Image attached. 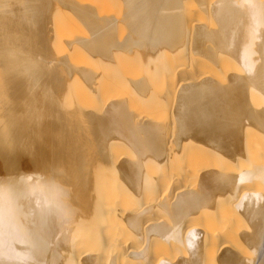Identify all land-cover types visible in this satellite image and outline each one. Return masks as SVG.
<instances>
[{"label": "bare ground", "instance_id": "1", "mask_svg": "<svg viewBox=\"0 0 264 264\" xmlns=\"http://www.w3.org/2000/svg\"><path fill=\"white\" fill-rule=\"evenodd\" d=\"M109 1L0 0V264H264V0ZM60 13L101 69L49 59Z\"/></svg>", "mask_w": 264, "mask_h": 264}, {"label": "rangeland", "instance_id": "2", "mask_svg": "<svg viewBox=\"0 0 264 264\" xmlns=\"http://www.w3.org/2000/svg\"><path fill=\"white\" fill-rule=\"evenodd\" d=\"M77 1H78V2L80 1V3H81V1H82V2L84 1V3H85V1H88L87 3H89V2L94 3L96 0H95V1H94V0H77ZM101 1H102V3H103V6H109V7H111V10L113 9V10L110 12L111 14H112V13L114 14L115 12H117V10H118V9H117V7H118L117 5L120 6V1H119L118 3H117V2H116V3H110L109 0H101ZM92 3H91V4H92ZM120 7H122V4H121ZM120 7H119V10H121V12L118 11L120 14H117V13L114 14V15H117L116 17H118V15L120 16V15L122 14V9H123V8L120 9ZM60 10H62V8H60ZM63 11H65V10L63 9ZM63 11H61V12L64 13ZM59 12H60V11H59ZM62 13H60V16L58 17V19L55 20V21H56L55 25H56V26L58 27V29H59V30H58V31H59V35H57V38H58V39L56 38V40H58V41H57V45H58V46L56 45V47H58V49L56 48V50H57V54L55 53L56 51H55V52L53 51L55 48L52 49V51H53V53H54V57H50L49 59H50V60H51V58H55V59L58 58V59H59V57H61L62 55H65V54L67 55V53H68L67 56L65 55V57H66V58H65V61H68V60H69V61L71 60V61H70V63H69V61H68V64H67V65L73 66L74 64H77V65H76V66H77V69H78V66L80 65V66H79V71L81 70L80 72H82V70H84V69H88L90 66H91L90 69H92V67H93L92 70H94L95 68H96V69H97V68H100V67L94 66L96 63H95V62H94L95 64L92 63V61H94L93 58H91V59H93L92 61L90 60L89 57H91V55L89 56L88 54H86V52H85L83 49L80 50V48H78L77 45H76L77 47H75L74 45H73L74 47L72 46V47L74 48V50H72V51H71V49H73V48H70L71 45L68 47V42L71 41V39L74 38L75 35H76L75 38L77 39V37L79 36V33H81V34H80L81 37H85L84 35L87 36L88 34H85V33H84L85 30L87 31L86 27H83L84 25L82 26V24H78V22L75 21V20H74L75 22H73V20H72V19H74V18H72L73 15L69 14V17H67V16H66V15H67V14H66L67 11H66L65 14L61 15ZM70 15H71V17H70ZM71 18H72V19H71ZM76 22H77V23H76ZM120 25H121V23H120ZM121 27L124 28L123 25H121ZM119 28H120V27H119ZM123 28H122V29H123ZM120 29H121V28H120ZM120 29H119V30H120ZM56 30H57V29H56ZM123 30H124V29H123ZM87 32H88V31H87ZM121 32H123V31H118V36L121 35V34H120ZM124 32H125V31H124ZM56 34H58V32H57ZM74 34H75V35H74ZM82 34H84V35L82 36ZM123 34H124V33H123ZM55 36H56V35H55ZM122 36H123V35H122ZM122 36H119V37H122ZM79 37H80V36H79ZM79 37H78V38H79ZM60 38H61V39H60ZM62 38H63V39H62ZM75 38H74V39H75ZM72 40H73V39H72ZM59 43H60V44H59ZM61 44H62V46H61ZM65 44H66L67 46H66ZM62 47H63V48H62ZM67 47H68L69 49H68ZM64 48H65V49H64ZM66 48H67V49H66ZM76 49H78V50H76ZM69 50H70V51H69ZM69 52H70V53H69ZM58 53H59V54H60V53H63V54L59 56ZM64 53H65V54H64ZM55 55H56V56H59V57H55ZM86 55H88L89 57L86 56ZM138 55H139V54H138ZM87 57H88L89 59H88ZM187 57H188V56H187ZM187 57H186V59H187ZM67 58H68V59H67ZM66 59H67V60H66ZM138 59H139V62L137 61L138 64L135 63V65L137 64L136 67H138V68H136V67L134 66V63H133V66H134L137 70H135L133 67H132V68H133L134 70H132V69L127 70L126 68H129V66H130V65H129L130 62L127 63V61L125 62V64L122 62V65H123V66L125 65V68L122 67V65L120 66V64H119L120 68L122 67L121 69H119V71H117L118 67H117L116 71L112 70V72H118V73H114V74L117 75V79H115L116 75L113 77L114 74H111V73L109 74V73H107V71H110V70H108L109 67L107 68V71H106V69H104V71L102 70L103 72L106 71L105 74H108V75H107V77H104V76H106V75L103 76L105 80H103V78H102V84L105 85V87H106V88H105V87H103V88H105L106 91L103 89V92H104V91H105V92H104V94H102L101 98L103 97V99L106 100L107 97L110 98V96H111V94H112L113 97H115L114 95H117V96H120L122 99L125 98L124 100H127V99L129 100L130 95H131V94L133 95V91L131 90V89H132V87H131V86H132L131 83L128 84V82H127L128 79H129V78L132 79L133 77L135 78L136 76L138 77V75L140 76L141 74H142V75H141L140 77L144 76L143 73L145 72V68H146V67H149L148 65H151L150 63H148V65H145V67H144L143 65H144L146 62L144 63V60H142V59L140 58V56L138 57ZM52 60H54V59H52ZM187 61H188V62L190 61L189 57H188L187 60H185V58H183V65H182L183 68H181V71H182V69H185V68L187 67V65H188ZM71 62H72V63H71ZM140 62H143L144 64H142V65L140 64V68H139V63H140ZM184 62H185V64H187L186 67L184 66V65H185ZM126 63H127L129 66H126ZM130 64H131V63H130ZM146 64H147V63H146ZM96 65H97V64H96ZM131 65H132V64H131ZM53 66H54V65H53ZM53 66H50V67L53 68ZM55 66H56V65H55ZM70 66H67V67H69V69H70L69 72H71L73 75H72L71 73L67 74V72H68V71H67L68 68H67V70H65L66 73L64 72V75L67 76V79H68V80H67V85H66V86H70L71 88L69 87L70 90H68V88H66L64 92H65V93H67L66 91L69 92V95H70L71 97L69 96L68 98L70 99V101H71V98H73V96H74L75 100L78 99L80 102H79L78 100L75 101V100L73 99L75 102H74V101H71V103L66 104V106L69 105V107L67 106V108H71L72 103L74 102V103H73L74 106H72L73 109H77L78 111L85 112V111H83L84 108L82 109V107H85L84 110L89 109V110H87V111H91L92 109H94V108H92V105L95 106L96 104H95V103H92V101L94 102V100L90 101V100L92 99V96L90 95V96H91V97H90V96L87 95V93H85V92H88V91H89V93H90V89H88V91H86V90H87L86 88L88 87V86L85 84L86 81H85V80H83V81H82V80H79V79H83L81 76H79V75H80V74H79L80 72H79V71H75V70H76L75 67H74V68H72V67L70 68ZM74 66H75V65H74ZM83 66H84V67H83ZM88 66H89V67H88ZM152 66H153V65H151V66L148 68L149 71L151 70ZM180 66H181V65H180ZM180 66H179V67H180ZM56 67H57V66H56ZM81 67H82V68H81ZM94 67H95V68H94ZM143 67H144V68H143ZM153 67H154V66H153ZM52 68H51V69H52ZM80 68H81V69H80ZM53 69H55V68H53ZM63 69H64V68H63ZM73 69H74V71H73ZM100 69H101V68H100ZM110 69H111V68H110ZM125 69H126V70H125ZM141 69H142V70H141ZM148 69H147V70H148ZM131 70H132V71H131ZM72 71H73L74 73H73ZM95 71H96V70H95ZM97 71H99V69H98ZM102 71H101V73H103ZM126 71H128V72H126ZM143 71H144V72H143ZM149 71H146V72H149ZM76 72H79V73H76ZM120 72H121V74H120ZM146 72H145V75H146ZM152 72H153V74H154V69H153ZM152 72H151V73H152ZM74 74H75V75H74ZM103 74H104V73H103ZM149 74H150V72H149ZM153 74H152V75H153ZM68 75H70L71 77L68 76ZM152 75H151V76H152ZM75 76H77V80L75 81V79H76V78H75V79H74V82H73V78H74ZM78 76H79V77H78ZM146 76H147V75H146ZM148 76H149V75H148ZM68 77L70 78V80H69ZM108 78H109V79H108ZM113 78H114V79H113ZM138 78H139V77H138ZM131 79H130V80H131ZM135 79H136V78H135ZM153 79H156V78H153ZM153 79H152V80H153ZM70 81H71V82H70ZM106 81H107V83H105ZM116 81H117V82H116ZM154 81H155V80H154ZM154 81H153V83H154ZM156 81H157V79H156ZM69 82H70V83H69ZM129 82H130V81H129ZM104 83H105V84H104ZM158 83H159V82H158ZM158 83H157V84H158ZM87 84H88V83H87ZM106 84H108V85H106ZM88 85H89V84H88ZM130 85H131V86H130ZM152 86H153V84H152ZM155 86H156V85H155ZM158 86H159V85H158ZM85 87H86V88H85ZM130 87H131V89H130ZM88 88H89V87H88ZM84 89H85V90H84ZM154 89H155V88H154ZM154 89H152V91H153ZM155 90H158V89H155ZM131 92H132V93H131ZM155 92H156V91H155ZM89 93H88V94H89ZM105 93H106V94L109 93L108 96H106ZM110 93H111V94H110ZM130 93H131V94H130ZM128 94H130V95H129V98H128ZM153 94H154V93H153ZM67 95H68V93H67ZM109 95H110V96H109ZM132 95H131V96H132ZM79 96H80V97H79ZM105 96H106V98H104ZM112 96H111V99L113 98ZM117 96H116L115 98L120 99V97H117ZM126 96H127V99H126ZM66 98H67V97H66ZM66 98H65V99H66ZM68 98L66 99V101L64 100L65 103H68ZM115 98H113V99H115ZM134 98L136 99L137 97H134ZM137 99H138V98H137ZM107 100H108V99H107ZM130 100H131V99H130ZM70 101H69V102H70ZM84 101H85V103H84ZM102 101H103V100H102ZM131 101H132V100H131ZM142 101H143V100H142ZM86 102H87V103H86ZM127 102H129V101H127ZM132 102H133V101H132ZM132 102H131V103H132ZM136 102H137V103H136ZM65 103H64V104H65ZM76 103H77V104L82 103V105H86V106H88V107L91 105V107H89V108L87 107V108H86V106H81V105L79 104V106L81 107V108H80L79 106H77ZM131 103L129 102V104H131ZM134 103L138 105V104L140 103V101H139V102H138V101H134ZM87 104H89V105H87ZM132 104H133V103H132ZM135 104H134L133 106L131 105V107L134 108L135 106H137V105H135ZM142 104H143V103H142ZM140 105H141V104H139L135 109H138V107H139ZM75 106H76V107H75ZM142 106H143V105H142ZM139 108H140V112H143L142 114H144V117H145V118L150 119V120H153V119L159 120V116H158L157 114H156V116H155V112L153 111V112H154V113H153L151 109H150V110H151V112H150V111H149V108H147V107L144 108V106H143V107H142L143 109H141V107H139ZM146 109H147V110H146ZM87 111H86V112H87ZM147 111H148L149 114H147ZM151 113H152V114H151ZM153 114H154V115H153ZM151 115H152L153 119H151ZM157 116H158V117H157ZM156 120H155V121H156ZM167 121H168V119L166 120V122H167ZM125 149H126V148H125ZM122 150H123V148L120 149V151L118 150V151H119L118 153H123L124 151H122ZM121 151H122V152H121ZM124 153H126V155L129 156V154H127V150H126ZM116 154H117V152H116ZM118 155H119V154H118ZM126 155H125L124 158H126V157L128 158V156H126ZM123 156H124V154H121V155H120V157H123ZM120 157H119V158H120ZM109 177H110V174H109ZM109 177H108V178H109ZM113 177H117V176H113ZM113 177L110 178L111 181H112ZM117 178L119 179V177H117ZM117 178H115V179H113V180H116ZM110 179H108V180L110 181ZM120 180H121V179H120ZM120 180L118 181V184H117V185H114L113 182H112L111 185H113V186H119V187H116V188L114 187L115 190H116V189H117V190L120 189V186H121V185H119V184H120L119 182H121ZM116 182H117V181H116ZM114 183H115V182H114ZM118 188H119V189H118ZM124 192H125V191H123V192L121 193L120 198H122L123 196L125 197L126 194H125V195H122ZM126 197H127V195H126ZM123 199H124V198H123Z\"/></svg>", "mask_w": 264, "mask_h": 264}, {"label": "clouds", "instance_id": "3", "mask_svg": "<svg viewBox=\"0 0 264 264\" xmlns=\"http://www.w3.org/2000/svg\"><path fill=\"white\" fill-rule=\"evenodd\" d=\"M38 62V61H37Z\"/></svg>", "mask_w": 264, "mask_h": 264}]
</instances>
